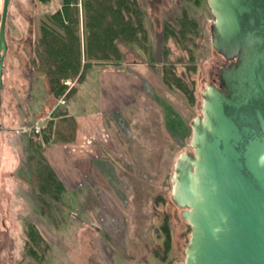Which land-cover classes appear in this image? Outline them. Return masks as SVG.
Returning a JSON list of instances; mask_svg holds the SVG:
<instances>
[{"label": "rangeland", "instance_id": "374dc122", "mask_svg": "<svg viewBox=\"0 0 264 264\" xmlns=\"http://www.w3.org/2000/svg\"><path fill=\"white\" fill-rule=\"evenodd\" d=\"M137 2L142 43L116 41L120 58L92 63L81 82L72 79L76 93L61 97L62 105L32 64L41 25L57 4L10 0L0 102V264H38L27 252L31 225L47 246L42 264H184L190 226L171 201L174 165L193 153L191 122L202 117V92L218 85L225 60L210 44L207 0ZM183 13L195 24L184 41L165 36L166 26L178 30ZM166 65L192 89V100L163 83ZM56 106L77 118L72 143H46L41 129L33 139L21 131L41 118L42 128ZM41 163L62 192L39 191L34 175Z\"/></svg>", "mask_w": 264, "mask_h": 264}, {"label": "water", "instance_id": "95a60500", "mask_svg": "<svg viewBox=\"0 0 264 264\" xmlns=\"http://www.w3.org/2000/svg\"><path fill=\"white\" fill-rule=\"evenodd\" d=\"M9 3L0 18V102ZM207 3L210 44L227 65L202 92L193 153L174 165L171 201L190 226L184 264H264V0Z\"/></svg>", "mask_w": 264, "mask_h": 264}, {"label": "trees", "instance_id": "16d2710c", "mask_svg": "<svg viewBox=\"0 0 264 264\" xmlns=\"http://www.w3.org/2000/svg\"><path fill=\"white\" fill-rule=\"evenodd\" d=\"M39 1L44 4L54 1L57 8L49 14L48 22L41 25V35L35 47L32 64L46 77L49 91L57 100L65 94L71 95L75 92L73 88L67 92L65 80L74 79L79 75L78 81L81 82L92 63H115L120 58L116 41L140 44L144 39L143 13L137 0ZM178 24V30L166 26L164 34L184 41L195 24L188 20L186 13L182 14ZM176 76L171 66H164L163 83L192 100V89L182 78ZM50 115L41 128L40 136L44 142L72 143L77 131L75 118L57 106ZM31 136V139L37 138V135ZM33 146L40 149L41 143L33 141ZM41 164L40 171L34 175V183L39 191L48 195L52 192H62L64 186L61 181L47 164ZM161 230L164 233V247L167 252L171 246L168 224L164 223ZM27 238L28 254L36 263L42 264L47 246L32 225L28 226Z\"/></svg>", "mask_w": 264, "mask_h": 264}, {"label": "built area", "instance_id": "2783aa9c", "mask_svg": "<svg viewBox=\"0 0 264 264\" xmlns=\"http://www.w3.org/2000/svg\"><path fill=\"white\" fill-rule=\"evenodd\" d=\"M75 80H72V79H67L64 81V85L67 87V92L74 86V83ZM62 104L64 105L65 104V101L64 99H60V101L58 102V104ZM42 119V118H41ZM41 119L35 121L31 127H23L21 128V131L23 133H29L31 135H38L40 133V129H41Z\"/></svg>", "mask_w": 264, "mask_h": 264}, {"label": "crops", "instance_id": "0c3cea01", "mask_svg": "<svg viewBox=\"0 0 264 264\" xmlns=\"http://www.w3.org/2000/svg\"><path fill=\"white\" fill-rule=\"evenodd\" d=\"M76 93V92H75ZM69 113V112H68ZM70 114V113H69ZM71 116H73L74 118H75V120H76V122L78 123V121H77V118L74 116V114H70Z\"/></svg>", "mask_w": 264, "mask_h": 264}, {"label": "flooded vegetation", "instance_id": "af4514ba", "mask_svg": "<svg viewBox=\"0 0 264 264\" xmlns=\"http://www.w3.org/2000/svg\"><path fill=\"white\" fill-rule=\"evenodd\" d=\"M223 65H227V62L225 61V63L223 64ZM222 65V66H223ZM219 69V68H218ZM218 76H219V73H218ZM213 81H215V80H213ZM218 84H219V79H218Z\"/></svg>", "mask_w": 264, "mask_h": 264}]
</instances>
